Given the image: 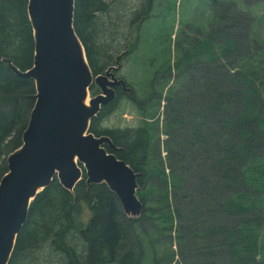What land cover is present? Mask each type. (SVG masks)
Wrapping results in <instances>:
<instances>
[{
  "label": "trees",
  "instance_id": "trees-1",
  "mask_svg": "<svg viewBox=\"0 0 264 264\" xmlns=\"http://www.w3.org/2000/svg\"><path fill=\"white\" fill-rule=\"evenodd\" d=\"M158 1L75 0L74 28L95 75L115 65L126 44L125 56L137 49L141 26ZM28 2L0 0V181L7 173V157L23 143L36 101L34 80L20 77L13 69L26 71L34 64ZM252 5L260 6L264 13V0H243V6L237 0H210L209 18L199 30L205 37L183 47L176 61L177 71L196 81L190 68L197 64L193 58L199 57L198 48L210 55L209 61H201L207 71L205 89L195 82L200 86L199 98L190 99L196 120L191 133L195 146L200 124L215 132L211 143L205 144L207 156L213 159L210 168L214 179L210 186L200 187V195L206 199L211 189L216 191L210 196L213 202L206 199L205 209L212 217L217 212L216 223L206 227L207 223L198 235H190L193 240L189 241L182 225H176L180 206L171 208L168 194L154 206L145 204L140 216L130 217L106 183L88 186L84 171L74 191L55 177L36 195L9 264H215L216 257L222 259L219 264H264V17L247 9ZM134 31L135 41L129 43ZM170 75L171 66L149 77L146 87L152 96L147 102L156 100L154 85L164 87ZM188 84L170 97H184ZM118 91L117 97L92 118L89 131L97 137L108 135L116 148L104 147L139 173L137 194L145 202L150 180L162 174L155 172L150 162L153 129L144 124L102 128L104 118L124 96L121 88ZM142 102V114L152 116L154 105ZM172 110L179 111L177 107ZM172 174L171 186L181 190L182 178ZM161 177L166 185L168 176ZM175 198L186 202L182 191ZM212 204L216 212H209ZM188 243L195 248L196 257L183 253L177 258L179 251L174 244L181 250Z\"/></svg>",
  "mask_w": 264,
  "mask_h": 264
},
{
  "label": "water",
  "instance_id": "water-1",
  "mask_svg": "<svg viewBox=\"0 0 264 264\" xmlns=\"http://www.w3.org/2000/svg\"><path fill=\"white\" fill-rule=\"evenodd\" d=\"M28 13L34 64L26 71L13 69L34 80L36 101L23 143L7 157L0 181V264H9L31 202L55 177L72 192L85 171L88 186L106 183L127 216H140L144 207L136 194L139 173L104 147L116 148L109 136L89 131L92 118L115 99L116 87L132 91L116 75L127 50L95 75L74 28L75 0H29ZM93 84L101 92L86 104Z\"/></svg>",
  "mask_w": 264,
  "mask_h": 264
},
{
  "label": "rangeland",
  "instance_id": "rangeland-1",
  "mask_svg": "<svg viewBox=\"0 0 264 264\" xmlns=\"http://www.w3.org/2000/svg\"><path fill=\"white\" fill-rule=\"evenodd\" d=\"M237 1L240 6H243V0ZM208 7H210V0L158 1L151 16L141 26L137 49L128 56L123 55L120 60L122 67L116 74L124 78L129 85L132 84L131 87L135 90V99L123 96L115 105V109L102 122V128L104 129L137 128L143 126V124L152 127V154H150L152 159L150 162L154 164L153 170L162 174L155 175L150 180L152 183L148 184L147 190L144 191L147 193V197L143 205L154 206L157 199L166 198L168 194L171 208L174 209V207L180 206L181 217L179 219L175 217L176 225H182L181 229L183 231L185 229L189 241L193 240L190 235H198L207 223L206 227L216 223L215 220L219 219L216 210H214L216 209L215 204L210 205L209 208V212L210 209L216 212L213 217L205 211L208 208L206 199L210 201V196H214L216 191L211 189L208 196L206 195V199L205 196L200 195V187H205V184L210 186V180L214 179L213 172H211L212 167L210 166L213 159L211 155L207 156L205 144L211 143L210 138L215 135V132L209 130V127L205 126L206 124H200L198 126L200 133L195 146L193 145L194 138L191 133V126L195 127L196 124V120L193 119L191 101L199 98L200 86L205 89L207 71L205 63L201 61H209L210 55L205 49L198 48L199 57L193 58V60L197 59V64H193L191 61L193 68L192 66L190 68L196 81L194 78L182 76V73H179L176 67V61L183 54V47L205 37V33L200 31H202L204 22L209 18ZM247 9L252 13H259L260 18L264 17V13L260 12L261 7L258 5L249 6ZM240 26L242 27V23ZM136 35L137 32L134 31L130 36L129 43L135 41ZM128 45L126 44L122 49L124 48V51L128 50ZM169 66L172 68V75L166 77L165 82H167L164 87H159L157 83L154 85L152 93L155 94L156 100L152 103L147 102V99L152 96L151 91L146 87L150 80L149 77L155 72H162L165 67ZM200 78H202V81L199 80ZM191 81L193 82L190 84ZM195 82L200 86L196 87ZM187 84V91L185 90V94H183L184 97L182 95L175 97L174 94L170 97V93L181 91L182 87L186 89ZM92 86L89 89V99L101 92L96 84ZM159 95L160 98L158 99ZM185 97H187V100ZM183 98L185 99L183 100ZM142 101L146 102L144 106L149 105L151 107V104L154 105L150 111L152 116L147 117L142 114L143 108L139 104L143 103ZM174 107L179 109L177 113L172 110ZM176 119H178L177 123L174 122ZM172 124H175V128L172 127ZM190 147L192 150L189 152ZM172 172L182 178L183 187L181 190L171 186ZM163 174L168 176L166 185L162 181L161 176ZM180 191L186 195V202L176 201L175 194ZM152 196L153 199L151 200ZM138 198L140 199L139 196ZM211 202L213 201L211 200ZM192 243H188L181 250L178 245L174 244L175 249L179 251L176 257L180 258L183 253L193 254V252H196ZM193 257H196V255L193 254ZM219 260L222 261L221 258L216 257L213 261H217L215 264H219Z\"/></svg>",
  "mask_w": 264,
  "mask_h": 264
},
{
  "label": "flooded vegetation",
  "instance_id": "flooded-vegetation-1",
  "mask_svg": "<svg viewBox=\"0 0 264 264\" xmlns=\"http://www.w3.org/2000/svg\"><path fill=\"white\" fill-rule=\"evenodd\" d=\"M119 71H120V70H119ZM119 71H117L116 74H117ZM118 77H120V76H118ZM120 78H122V77H120ZM127 85H128V84H127ZM128 86H129V85H128ZM119 88H121V90H122V94L124 95V97L126 96V97H131L132 99H135V98H134V95H135V94H134V92H135L134 89L132 88V91H131V90H125L122 86H118V87L115 88V91H116V97H117V94H118V92H119V91H118ZM119 93H120V92H119ZM116 97H115V98H116Z\"/></svg>",
  "mask_w": 264,
  "mask_h": 264
},
{
  "label": "bare ground",
  "instance_id": "bare-ground-1",
  "mask_svg": "<svg viewBox=\"0 0 264 264\" xmlns=\"http://www.w3.org/2000/svg\"><path fill=\"white\" fill-rule=\"evenodd\" d=\"M88 102H89V96H88L87 99H86V104H88Z\"/></svg>",
  "mask_w": 264,
  "mask_h": 264
}]
</instances>
